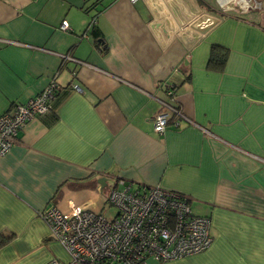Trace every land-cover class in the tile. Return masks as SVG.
I'll return each instance as SVG.
<instances>
[{"label": "crops", "instance_id": "0c3cea01", "mask_svg": "<svg viewBox=\"0 0 264 264\" xmlns=\"http://www.w3.org/2000/svg\"><path fill=\"white\" fill-rule=\"evenodd\" d=\"M51 82L54 110L0 156V264H69L40 214L104 213L119 180L212 220L209 250L156 263L264 264V0H0V117ZM161 101L184 116L162 135Z\"/></svg>", "mask_w": 264, "mask_h": 264}, {"label": "built area", "instance_id": "2783aa9c", "mask_svg": "<svg viewBox=\"0 0 264 264\" xmlns=\"http://www.w3.org/2000/svg\"><path fill=\"white\" fill-rule=\"evenodd\" d=\"M129 1L135 4L138 0ZM68 28L64 22L61 29ZM61 91V86L51 82L42 93L0 117V156L11 150L31 120L51 111ZM167 94L171 101L175 99L173 90ZM160 104L154 130L162 135L172 118L184 116L169 102ZM104 203L116 210L114 217L71 202L66 211L52 206L40 214L52 239L68 254L69 264H149V259L167 263L202 254L213 244L211 218L195 215L188 198L178 192L161 186L135 187L119 180ZM51 264L62 263L53 260Z\"/></svg>", "mask_w": 264, "mask_h": 264}, {"label": "trees", "instance_id": "16d2710c", "mask_svg": "<svg viewBox=\"0 0 264 264\" xmlns=\"http://www.w3.org/2000/svg\"><path fill=\"white\" fill-rule=\"evenodd\" d=\"M227 58H228V50L225 47L219 45H213L211 51V58H210V66L212 68L221 69L225 65ZM53 110H54V101L52 103L51 111L49 113H51ZM9 239H10L9 236L1 235L0 249L8 242Z\"/></svg>", "mask_w": 264, "mask_h": 264}, {"label": "rangeland", "instance_id": "374dc122", "mask_svg": "<svg viewBox=\"0 0 264 264\" xmlns=\"http://www.w3.org/2000/svg\"><path fill=\"white\" fill-rule=\"evenodd\" d=\"M103 194V193H102ZM101 194V197L100 199H102L103 201H105V197H106V194L104 193L103 195ZM105 195V196H104ZM78 206H82V205H79V204H76ZM192 211L195 215H203V212L201 210H199V208H197L196 206H192ZM200 211V214L197 213ZM106 217L107 218H112L114 217L115 213H116V210L113 208V207H107L106 208V211L104 212ZM149 264H159V263H156L153 259H149L148 260Z\"/></svg>", "mask_w": 264, "mask_h": 264}, {"label": "water", "instance_id": "95a60500", "mask_svg": "<svg viewBox=\"0 0 264 264\" xmlns=\"http://www.w3.org/2000/svg\"><path fill=\"white\" fill-rule=\"evenodd\" d=\"M168 90H173L174 91V97H175V86H170V87H168V89H167V91ZM167 96L169 97V95L167 94ZM169 99H170V97H169ZM172 101H174V100H172Z\"/></svg>", "mask_w": 264, "mask_h": 264}]
</instances>
